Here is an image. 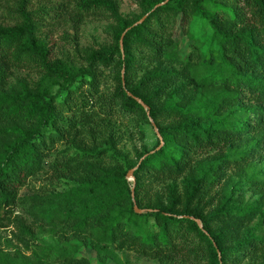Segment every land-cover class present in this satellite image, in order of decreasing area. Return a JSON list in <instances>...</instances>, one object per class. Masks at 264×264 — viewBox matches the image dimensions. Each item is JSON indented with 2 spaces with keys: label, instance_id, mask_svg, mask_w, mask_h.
Listing matches in <instances>:
<instances>
[{
  "label": "trees",
  "instance_id": "1",
  "mask_svg": "<svg viewBox=\"0 0 264 264\" xmlns=\"http://www.w3.org/2000/svg\"><path fill=\"white\" fill-rule=\"evenodd\" d=\"M30 1H13L20 23L0 24V229L21 246L0 264H89L43 250L40 228L159 264H264V0H140L134 19L81 0L116 23L81 66L51 58ZM193 20L210 28L208 54ZM123 118L162 136L133 165L116 149ZM47 167L73 184L23 197ZM229 169L237 181L223 182Z\"/></svg>",
  "mask_w": 264,
  "mask_h": 264
},
{
  "label": "rangeland",
  "instance_id": "2",
  "mask_svg": "<svg viewBox=\"0 0 264 264\" xmlns=\"http://www.w3.org/2000/svg\"><path fill=\"white\" fill-rule=\"evenodd\" d=\"M18 0H0V24L14 26L22 21L17 11ZM119 7L120 14L126 19H134L142 13L139 6L140 0H114ZM9 2V3H8ZM81 0H31L27 12L31 13L32 20L38 26V35L44 39L50 49L52 59H62L68 64L81 66L86 56L91 51L111 46L114 43L116 23L108 11L86 13L80 9ZM190 31L203 45V52L208 54L212 48L210 40L211 31L206 22L193 20ZM20 76H28L38 80L40 76L36 72L19 71ZM106 74H109L107 71ZM114 128L117 137L116 149L122 158L130 164H136L140 154L151 151L157 146L158 135L154 124L149 125L137 119H114ZM152 122V121H151ZM153 123V122H152ZM97 142L106 143V134ZM87 144L92 145L89 139ZM63 145L58 146L62 150ZM259 166H264V161H258ZM57 173L47 170L33 178L29 184L21 190L23 197L34 194L51 193L65 190L73 184V179L57 178ZM225 178L237 181L239 175L236 169L225 172ZM129 180H132L129 177ZM260 193L246 189V199L254 201ZM14 228L0 229V252L13 255L21 246L13 238ZM40 246L46 252L66 250L72 252L76 258H86L89 264H159L156 261L141 258L131 252H118L111 250H99L94 246L85 245L82 239L71 238L61 241L56 233L48 228L37 229ZM31 256V252H24ZM53 252L50 260H54ZM176 264H184L177 262Z\"/></svg>",
  "mask_w": 264,
  "mask_h": 264
},
{
  "label": "water",
  "instance_id": "3",
  "mask_svg": "<svg viewBox=\"0 0 264 264\" xmlns=\"http://www.w3.org/2000/svg\"><path fill=\"white\" fill-rule=\"evenodd\" d=\"M169 0H167L165 3H167ZM165 3H163V4H165ZM162 4V5H163ZM145 19V17L141 20V22L143 21ZM121 44H122V40H121ZM141 104L144 106V104L141 102ZM146 108V107H145ZM148 115H149V113H148ZM154 128H155V130H156V132H157V135H158V138L160 139V140H162V136H161V134L159 133V131H158V129H157V127L154 125ZM134 169L133 170H131L130 172H129V175H128V179H129V177H131L132 178V180L131 181H133L134 180V178H133V173H134ZM134 191V190H133ZM197 223L201 226V222L199 221V220H197Z\"/></svg>",
  "mask_w": 264,
  "mask_h": 264
}]
</instances>
